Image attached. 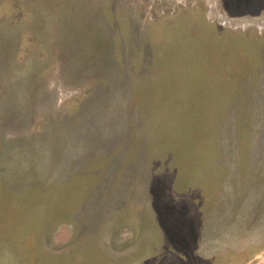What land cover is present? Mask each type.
<instances>
[{"label": "rangeland", "instance_id": "rangeland-1", "mask_svg": "<svg viewBox=\"0 0 264 264\" xmlns=\"http://www.w3.org/2000/svg\"><path fill=\"white\" fill-rule=\"evenodd\" d=\"M0 264H264V0H0Z\"/></svg>", "mask_w": 264, "mask_h": 264}, {"label": "trees", "instance_id": "trees-1", "mask_svg": "<svg viewBox=\"0 0 264 264\" xmlns=\"http://www.w3.org/2000/svg\"><path fill=\"white\" fill-rule=\"evenodd\" d=\"M200 96H201L202 106L201 105H199V106H200L201 109H203V108L207 107V105L209 104L210 99H204L202 94H200ZM207 97H209V96L207 95Z\"/></svg>", "mask_w": 264, "mask_h": 264}]
</instances>
